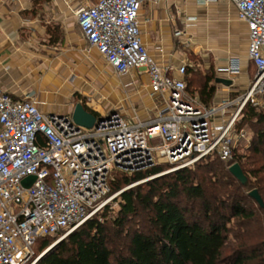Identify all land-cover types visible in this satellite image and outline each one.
<instances>
[{
    "label": "built area",
    "instance_id": "2783aa9c",
    "mask_svg": "<svg viewBox=\"0 0 264 264\" xmlns=\"http://www.w3.org/2000/svg\"><path fill=\"white\" fill-rule=\"evenodd\" d=\"M231 1L246 24L247 60L254 67L243 93L209 105L189 94L184 80L189 63H159L143 45L142 0H95L74 14L88 49L117 77H147L155 105L145 119L127 120L113 110L85 128L68 116L41 112L34 92L14 99L0 88V264H34L38 238L61 240L108 204L114 170L132 173L168 164L160 175L206 157L228 162L237 145L247 146V131L237 127L241 112L247 103L264 110V0ZM218 71L229 78L240 66L230 61ZM28 176L34 180L25 186Z\"/></svg>",
    "mask_w": 264,
    "mask_h": 264
},
{
    "label": "trees",
    "instance_id": "16d2710c",
    "mask_svg": "<svg viewBox=\"0 0 264 264\" xmlns=\"http://www.w3.org/2000/svg\"><path fill=\"white\" fill-rule=\"evenodd\" d=\"M215 77L187 66L186 91L196 90L202 104H212ZM250 124L258 129L247 146L233 149L228 162L206 157L160 175L169 165L114 170L109 194L120 191L116 214L108 216L106 204L34 264H264V111L247 103L237 127L249 131ZM234 162L244 182L228 170ZM252 189L263 206L249 195ZM138 216L147 228L136 225ZM123 235L126 244H117ZM53 238H38L34 255Z\"/></svg>",
    "mask_w": 264,
    "mask_h": 264
},
{
    "label": "crops",
    "instance_id": "0c3cea01",
    "mask_svg": "<svg viewBox=\"0 0 264 264\" xmlns=\"http://www.w3.org/2000/svg\"><path fill=\"white\" fill-rule=\"evenodd\" d=\"M93 2L0 0V88L14 99L34 92L47 114L70 117L75 103L92 95L96 101L83 105L96 115L116 110L127 120L145 119L149 115L130 116L125 99L131 110L140 101L154 107L147 77L132 73L119 82L80 33L74 12ZM138 16L141 41L159 63L178 66L193 58L210 59L215 68L239 63V73L229 76L231 85L216 83L213 103L246 84L248 30L231 0H142Z\"/></svg>",
    "mask_w": 264,
    "mask_h": 264
},
{
    "label": "rangeland",
    "instance_id": "374dc122",
    "mask_svg": "<svg viewBox=\"0 0 264 264\" xmlns=\"http://www.w3.org/2000/svg\"><path fill=\"white\" fill-rule=\"evenodd\" d=\"M186 62H188V63H190L193 67H194V69H196L198 72H200V73H207V74H214V76H217V75H224L223 73H221V72H219L218 71V69L219 68H215V62L214 61H212V60H199V59H191V60H187ZM247 72H248V80H247V82H246V84L242 87V88H240V89H238V90H235V91H230V92H228V93H230L228 96H234V95H237V94H240V93H243L245 90H246V88H247V86H248V84H249V82H250V80H251V77H252V75H253V73H254V67L248 62V66H247ZM125 78H127V76H125V77H121V78H119V82H121L122 83V80L123 79H125ZM237 78L235 77V80H236ZM212 83H213V81H212ZM88 84H91V82H88ZM139 84L140 85H142L143 84V82H139ZM221 88V87H220ZM122 91V90H121ZM193 93H195L194 95L196 96V94H197V92H196V90H194L193 91ZM127 95H128V91H127V93H126ZM130 94V93H129ZM126 95V96H127ZM86 98H84V99H86V100H84V99H81L82 101H83V103H85V101L86 102H88V103H92L93 104V101H96L95 99H93L92 97V95H87V96H85ZM197 97V96H196ZM126 101H130V99L129 98H127V100L125 99V106H126V110L128 111V113H130V116H147V115H150V114H152V112H153V108L154 107H152V108H149V106H147L146 105V103H144V102H142V101H140L141 103L140 104H138V103H136L135 105H134V107L135 108H133L132 110H131V108H130V106H127V103H126ZM256 110H258V109H256ZM258 111H264V110H258ZM134 112V113H133ZM250 127V130L249 131H247V133H248V135H249V141L248 142H250V139H251V133L257 128L258 129V127H257V125H255V124H250L249 125ZM252 131V132H251ZM160 165H168V164H166V163H163V162H160L159 163ZM170 166H168L167 168L166 167H163V171H166L168 168H169ZM162 171V172H163ZM156 176V175H155ZM147 179V178H146ZM146 179H144V180H146ZM119 192L120 191H118V193L117 194H113L112 195V197H111V199H110V201L108 202V205H109V212H108V216L109 215H112V216H114L115 214H116V211H117V209H118V203H119V196H118V194H119ZM144 216H138V217H136L135 218V221H136V225H139V227H142V228H147V222L145 221V219L143 218ZM67 236V235H66ZM65 236V237H66ZM55 240H56V237H54L52 240H51V242H50V245L51 244H53V243H56L55 242ZM115 241H116V243L117 244H120V245H125L126 244V242H127V235H123V236H120V237H118V238H116L115 239Z\"/></svg>",
    "mask_w": 264,
    "mask_h": 264
},
{
    "label": "water",
    "instance_id": "95a60500",
    "mask_svg": "<svg viewBox=\"0 0 264 264\" xmlns=\"http://www.w3.org/2000/svg\"><path fill=\"white\" fill-rule=\"evenodd\" d=\"M215 83H219L225 86H229L232 83V80L229 78H225V77H221V76H216L214 79ZM102 116L101 115H96L93 112L87 110L85 108V106L81 103V102H77L75 103L73 110L71 112L70 115V119L73 121V123L77 126H82L85 128H91L93 126H96L99 121L101 120ZM228 170L230 171V173L237 178L238 180L244 182L245 181V176L240 168V166L238 165V163H232L229 167ZM34 180L33 176H28L25 179L22 180V184L25 186H28L29 184H31ZM249 195L251 197H253L256 202L260 205L263 206V201L260 197V195L258 194L256 189H252L251 191H249ZM60 241V240H58ZM56 241V243L58 242ZM53 243L51 244L49 247H47L39 256L38 258H40L41 256H43L44 254H46L50 249L53 248V246L56 244Z\"/></svg>",
    "mask_w": 264,
    "mask_h": 264
}]
</instances>
